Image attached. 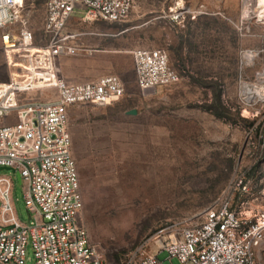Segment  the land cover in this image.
<instances>
[{"label": "rangeland", "instance_id": "obj_1", "mask_svg": "<svg viewBox=\"0 0 264 264\" xmlns=\"http://www.w3.org/2000/svg\"><path fill=\"white\" fill-rule=\"evenodd\" d=\"M44 2L24 1L37 45ZM263 10L258 0H134L120 23H82L81 13L73 14L68 31L79 35L84 51L57 59L62 77L85 83L113 75L124 89L111 106L68 111L79 218L107 263L137 248L157 254L245 169L251 168L247 178H264V155L255 164L254 155H245L264 132V101L244 91L264 89ZM152 49L166 52L179 81L143 92L131 53ZM0 80H7L1 51ZM0 176L12 180L16 218L27 224L22 184L10 171ZM255 191L254 205L264 207V193ZM157 256L170 264L167 252ZM33 262L28 246L24 264ZM255 264H264V247Z\"/></svg>", "mask_w": 264, "mask_h": 264}, {"label": "built area", "instance_id": "obj_2", "mask_svg": "<svg viewBox=\"0 0 264 264\" xmlns=\"http://www.w3.org/2000/svg\"><path fill=\"white\" fill-rule=\"evenodd\" d=\"M24 1L0 0V51L7 74L6 81L0 80V168L19 174L28 222L16 218L12 180L0 176V264H24L28 246L33 264H109L79 218L83 199L68 111L84 104L111 106L123 98L124 89L113 75L71 83L62 77L57 59L84 51L79 35L68 31L76 11L82 23L115 24L127 18L134 0H45L38 45L23 14ZM131 55L139 90L178 83L179 74L164 50ZM247 147L245 155H254V164L262 161L264 132ZM250 170L158 253L167 252L170 264H255L264 247V207L254 205L255 190L258 186L264 193V178H247ZM158 253L137 248L115 264H165Z\"/></svg>", "mask_w": 264, "mask_h": 264}, {"label": "bare ground", "instance_id": "obj_3", "mask_svg": "<svg viewBox=\"0 0 264 264\" xmlns=\"http://www.w3.org/2000/svg\"><path fill=\"white\" fill-rule=\"evenodd\" d=\"M259 2H260V5L264 8V6H263V4H262V2L264 1V0H258ZM181 3V2H180ZM261 8V7H260ZM264 12V10L263 11H261V14ZM261 16V15H260ZM261 78H264V71H263V73L261 74ZM260 85V84H259ZM261 86V85H260ZM244 91H247L248 92V94H251V95H256V96H258L259 97V99L260 100H262V101H264V89H262L261 87L260 88H257V87H253L252 89L249 87L248 88V86L247 85H244Z\"/></svg>", "mask_w": 264, "mask_h": 264}, {"label": "water", "instance_id": "obj_4", "mask_svg": "<svg viewBox=\"0 0 264 264\" xmlns=\"http://www.w3.org/2000/svg\"><path fill=\"white\" fill-rule=\"evenodd\" d=\"M0 171H10L12 174H15V176L18 179V181L20 182V176H19V174L16 173L13 169H10V168H0Z\"/></svg>", "mask_w": 264, "mask_h": 264}, {"label": "trees", "instance_id": "obj_5", "mask_svg": "<svg viewBox=\"0 0 264 264\" xmlns=\"http://www.w3.org/2000/svg\"><path fill=\"white\" fill-rule=\"evenodd\" d=\"M219 97H218V95H216V97H215V102H216V105H218V107L220 108V105H219ZM218 103V104H217Z\"/></svg>", "mask_w": 264, "mask_h": 264}]
</instances>
